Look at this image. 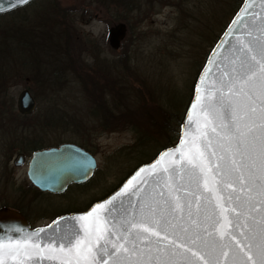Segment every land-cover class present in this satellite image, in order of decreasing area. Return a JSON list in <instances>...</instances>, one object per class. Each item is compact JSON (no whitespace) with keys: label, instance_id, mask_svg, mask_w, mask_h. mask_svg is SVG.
Returning a JSON list of instances; mask_svg holds the SVG:
<instances>
[{"label":"snow or ice","instance_id":"snow-or-ice-1","mask_svg":"<svg viewBox=\"0 0 264 264\" xmlns=\"http://www.w3.org/2000/svg\"><path fill=\"white\" fill-rule=\"evenodd\" d=\"M247 15L213 50L218 75L204 89L201 75L180 144L61 217L70 228L0 236V264H264V12Z\"/></svg>","mask_w":264,"mask_h":264},{"label":"rangeland","instance_id":"rangeland-1","mask_svg":"<svg viewBox=\"0 0 264 264\" xmlns=\"http://www.w3.org/2000/svg\"><path fill=\"white\" fill-rule=\"evenodd\" d=\"M58 2L61 6L48 18L54 23L67 20L72 28L67 40L75 43L68 49H65L66 44L62 49L73 54L74 65L82 63L86 74L78 76L57 67L64 57L59 50L54 60V80L45 75L48 71H42L46 82L44 79L40 80L42 84L32 81L30 85L35 91L40 90L36 92L38 104L52 106L57 111V143L84 145L98 161L90 182L71 187L58 198V211L62 212L86 208L92 201L103 198L140 163L152 159L144 156L147 151L148 154L158 152L176 141L198 72L232 17L234 1ZM71 9L77 11L64 16ZM124 17L133 19V28L121 49L115 51L109 45L108 31L113 22ZM19 26L18 11L0 16V40H3L0 42V64L3 63L0 74L1 67L8 65L9 68V62H17L10 63L13 69L9 68V72L12 75L19 72L14 69L23 57ZM50 37L51 43L42 41L40 44L44 47L54 43L56 53L55 47L61 48L64 40L57 34ZM109 60L114 64L104 62ZM12 75L4 96L9 104H16L26 86L25 76L20 79ZM39 79L37 76V81ZM47 89L53 92L45 93ZM1 93L3 95L4 90ZM8 155L5 143L0 140V167L6 166ZM143 156L145 159L141 160ZM3 171L0 168V205ZM22 173L24 176L25 172Z\"/></svg>","mask_w":264,"mask_h":264},{"label":"flooded vegetation","instance_id":"flooded-vegetation-1","mask_svg":"<svg viewBox=\"0 0 264 264\" xmlns=\"http://www.w3.org/2000/svg\"><path fill=\"white\" fill-rule=\"evenodd\" d=\"M58 1L61 0H32L30 3L18 8L20 20L19 45L21 47V54H23V57L18 61L19 66L14 69H19V72L12 75V73L9 72V68H13H8V65H6L1 67L3 72L0 74V83H3L2 86L0 85V140L5 143L6 149L10 153V155H8V159L6 160V166L0 167L2 170H4L1 174V177H3L4 181L2 184L3 199L0 208L8 207L19 211L27 219L32 228L49 225L61 215L84 211L88 209L95 201L101 199L100 198L92 201L86 208L83 209H69L62 212L58 211V198L63 196V194L66 193L71 187H80V185L90 182V180L95 176L96 170L98 168V161L92 151L88 149V147H84V145H79L74 142L57 143V138L55 136V129L58 125L56 119L57 111L52 106L38 104V94L36 92L39 93L40 90L38 89L35 91L30 85V82L32 81H36V84L37 82L42 84V81H40L44 79L41 75L42 71H48V74L45 75H48V79L54 80L53 74L56 68V66L54 67V60L56 59V54L59 52V50L62 52L64 57L62 58L63 61L60 63L61 65H57V67L63 68L62 71H66V73L72 72L78 76L86 74L82 69V63L74 65L72 58L73 54L65 50L71 46H74L75 43L73 40H67L68 33L72 29L70 28L67 20L63 19L59 23H54L52 18H48V16L57 11L58 6H61ZM73 11L76 12L77 10L71 9L70 11H66L64 16H67ZM119 23L126 24L127 33L125 38L121 41L120 47L118 49H114L110 44L109 32L111 27ZM62 31L64 32V35L62 34ZM129 32V26L125 21L121 20L116 23L113 22L108 31L110 47L115 51L120 50L123 43L126 41ZM54 34H57L61 39L64 40L61 42V48L54 46L56 53L53 48L54 43L53 45L45 44L44 47L40 44L42 41L51 43L50 35ZM1 41L3 40H0V42ZM66 44L68 46L65 49H62ZM84 44V42L81 43L82 47ZM42 47L43 50L41 51ZM52 53L55 54L53 55ZM25 55H27V57ZM49 59L51 60L47 62ZM104 62L108 63L109 65L114 64V62L111 61ZM2 64H0V66ZM11 75L19 76L16 78L20 79L21 77L25 76L26 86L21 92L28 90L33 97L35 106L32 112L22 113L18 103L9 104L8 100L4 96L7 86L6 83L9 79H12L9 78ZM37 76L40 78L39 81H37ZM3 90L4 93L2 95L1 91ZM44 92L49 93L53 91L47 89L44 90ZM63 144L76 145L95 157L97 161V167L94 170L93 175L83 182L70 183L63 191L60 192L54 191L51 189V187H48L49 185L51 186V181L48 183L46 182L43 187L33 182L30 178L29 171L35 154L41 151L59 148ZM23 171L25 172L24 176L22 173Z\"/></svg>","mask_w":264,"mask_h":264},{"label":"water","instance_id":"water-1","mask_svg":"<svg viewBox=\"0 0 264 264\" xmlns=\"http://www.w3.org/2000/svg\"><path fill=\"white\" fill-rule=\"evenodd\" d=\"M21 6L23 5L15 2L10 3L9 0H0V9H3V11H0V14L9 13ZM242 9L246 10L248 15L245 17V19L249 22H252L253 20V16H252L253 13L260 14L264 12V9H262L261 7L260 0H247V2L246 0H243L241 6L232 17L228 26L225 28V30L220 35L217 42L212 47L203 67L201 68L197 76V79L194 84L192 99L188 105L185 116L180 125L179 139L177 143L160 151L152 161L140 165L115 191H113L110 195H108L104 199H107L109 196L119 191V189L123 186V184L126 183L129 179H131L132 176L135 175L138 169H140L145 165L154 163L159 158L161 153L165 152L167 149L177 147L180 144L181 133L184 130V125L187 121L188 113L191 109L192 104L196 102L195 86L200 82L201 75L205 76V84L201 85L202 89L209 86V82L212 79L213 75H218V73H216V69L213 66V64L209 63V59L211 57L213 61H215V57L212 56L213 50L217 47V45L223 44V42L226 39H230L229 37H225V32H231L232 27H236L235 25L232 24V21L238 18V16L241 14ZM255 19L256 22H259V15H257ZM242 23L243 22H241V24ZM126 33H127V26L124 23H119L111 27L109 32L110 44L114 49H118L120 47L121 41L125 38ZM206 68L211 69V72H206L205 71ZM204 94L206 95L207 93ZM17 103L22 113L32 112L35 106V101L28 90L21 92V94L18 97ZM196 111L197 112L199 111V105ZM174 157L176 159H179V153H174ZM165 159L168 160L171 158L166 157ZM96 166H97L96 160L92 155L85 152L83 149H81L76 145L63 144L59 148H53L51 150H46L36 153L30 166L29 175L33 182H35L36 184L42 187L45 185L46 182L48 183L51 181L52 184L51 186L49 185L48 187H51V189H53L54 191L60 192L63 191L67 187V185L72 182H83L89 179L93 175ZM89 168L91 169V171H89L87 175H84V172ZM177 179H179V177ZM102 200H99L97 202H100ZM90 208H88L86 211H88ZM83 212L69 213L58 217L57 219L54 220V221H59L58 224H54L53 221L50 224L52 226L51 228H49V225L46 227H41L46 230V233H42L41 235L56 234L58 232H62L66 230L67 228H70L71 224L66 220H61L60 218L72 217L74 215H78ZM41 228H36V229L31 228L27 219L19 211H16L8 207L0 208V236L5 235V233L13 237L23 236L28 233L36 232L38 229ZM17 229H19L20 231H16ZM51 264H59V261H53L51 262Z\"/></svg>","mask_w":264,"mask_h":264},{"label":"trees","instance_id":"trees-1","mask_svg":"<svg viewBox=\"0 0 264 264\" xmlns=\"http://www.w3.org/2000/svg\"><path fill=\"white\" fill-rule=\"evenodd\" d=\"M120 2H121V0H119ZM234 1V3L232 4V15L236 12V10L239 8V6L241 5V3H242V1L243 0H233ZM16 11H18V9L17 10H14L13 12H16ZM13 12H11V13H13ZM231 15V16H232ZM231 18V17H230ZM122 19V21H125L127 24H128V26H129V30L131 29V28H133V25H132V18L131 17H124V18H121ZM132 19V20H131ZM227 24V23H226ZM226 24H225V26H226ZM225 27H223V29H224ZM223 29H222V31H223ZM218 37H219V35H218ZM217 37V38H218ZM9 63H16V62H9ZM9 67H10V64H9ZM192 96V95H191ZM191 96H190V98H191ZM190 100V99H189ZM177 138V137H176ZM168 144V143H167ZM170 144H172V142L171 143H169L168 145H166L165 147H167V146H169ZM157 154V151L156 152H152V154H148V151H147V154H145L144 156H146V157H150V158H153L155 155ZM142 157V159L141 160H144L145 159V157ZM150 160V159H149ZM149 160H147V161H149ZM144 162V161H143ZM142 162V163H143Z\"/></svg>","mask_w":264,"mask_h":264}]
</instances>
